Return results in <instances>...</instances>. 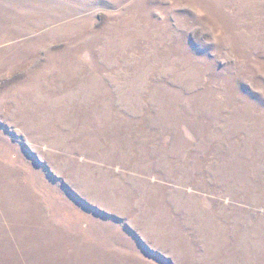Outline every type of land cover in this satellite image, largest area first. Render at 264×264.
<instances>
[{"label":"rangeland","instance_id":"374dc122","mask_svg":"<svg viewBox=\"0 0 264 264\" xmlns=\"http://www.w3.org/2000/svg\"><path fill=\"white\" fill-rule=\"evenodd\" d=\"M0 264H264V0H0Z\"/></svg>","mask_w":264,"mask_h":264}]
</instances>
